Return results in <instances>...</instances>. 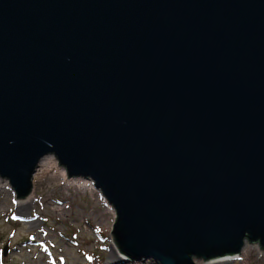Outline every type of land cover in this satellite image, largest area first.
I'll use <instances>...</instances> for the list:
<instances>
[{
	"label": "water",
	"instance_id": "95a60500",
	"mask_svg": "<svg viewBox=\"0 0 264 264\" xmlns=\"http://www.w3.org/2000/svg\"><path fill=\"white\" fill-rule=\"evenodd\" d=\"M50 155L124 261L264 251V0H0V177Z\"/></svg>",
	"mask_w": 264,
	"mask_h": 264
},
{
	"label": "rangeland",
	"instance_id": "374dc122",
	"mask_svg": "<svg viewBox=\"0 0 264 264\" xmlns=\"http://www.w3.org/2000/svg\"><path fill=\"white\" fill-rule=\"evenodd\" d=\"M0 182V264H155L123 260L113 236L115 209L95 187L78 185L55 155L40 163L25 198L16 196L8 179ZM21 204L26 205L22 212ZM239 256L217 264H264L258 243L246 242Z\"/></svg>",
	"mask_w": 264,
	"mask_h": 264
},
{
	"label": "bare ground",
	"instance_id": "6f19581e",
	"mask_svg": "<svg viewBox=\"0 0 264 264\" xmlns=\"http://www.w3.org/2000/svg\"><path fill=\"white\" fill-rule=\"evenodd\" d=\"M45 159V158H44ZM43 159V160H44ZM42 160V161H43ZM48 164H52V165H54V166H57V162H55V161H53V160H50V161H48L47 162ZM63 176H64V178H67V175H66V173H65V171H63ZM1 178V177H0ZM76 183L78 184V185H81V186H84V187H87V188H94L95 186H94V184H93V182L92 181H90V180H86V179H79V178H77L76 179ZM5 182H7V181H5ZM66 182H67V184H74L75 182L74 181H71V180H69V179H66ZM1 183V182H0ZM25 208H26V205L25 204H21L20 206H19V210L22 212L23 210H25ZM115 257V256H114ZM114 257H112V258H114ZM240 258V256L238 255V256H235V257H224V258H219V259H215L214 260V262H210V263H208V264H217V263H227V262H233V261H235V260H238Z\"/></svg>",
	"mask_w": 264,
	"mask_h": 264
}]
</instances>
